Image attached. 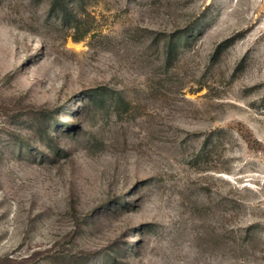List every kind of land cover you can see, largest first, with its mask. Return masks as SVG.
<instances>
[{
    "label": "rangeland",
    "instance_id": "374dc122",
    "mask_svg": "<svg viewBox=\"0 0 264 264\" xmlns=\"http://www.w3.org/2000/svg\"><path fill=\"white\" fill-rule=\"evenodd\" d=\"M0 264H264V0H0Z\"/></svg>",
    "mask_w": 264,
    "mask_h": 264
},
{
    "label": "trees",
    "instance_id": "16d2710c",
    "mask_svg": "<svg viewBox=\"0 0 264 264\" xmlns=\"http://www.w3.org/2000/svg\"><path fill=\"white\" fill-rule=\"evenodd\" d=\"M56 1H60L62 3V5H66L68 3V1H70V0H55V2ZM101 95H102L101 92H97V93H95L94 97H95V99L100 101L101 100Z\"/></svg>",
    "mask_w": 264,
    "mask_h": 264
}]
</instances>
